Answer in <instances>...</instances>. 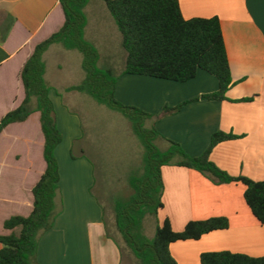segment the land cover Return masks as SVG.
Wrapping results in <instances>:
<instances>
[{
    "label": "crops",
    "instance_id": "0c3cea01",
    "mask_svg": "<svg viewBox=\"0 0 264 264\" xmlns=\"http://www.w3.org/2000/svg\"><path fill=\"white\" fill-rule=\"evenodd\" d=\"M179 1L187 19L220 18L234 85L227 92L228 100L188 102L179 111L158 118L155 127L192 157L207 150L215 132L240 135L216 145L211 160L234 176L264 180V0ZM89 5L86 9L94 12L96 7ZM64 22L59 0H0V120L25 98L21 71L35 46ZM218 86L217 78L204 70L187 82L123 74L115 96L126 105L159 115L166 106L177 107L217 91ZM248 97L253 99L234 101ZM33 116L39 129L35 113L0 134V234L12 232L3 225L6 219L31 213L32 188L46 168V163L43 167L31 158L30 134H22ZM38 144L43 152L44 137ZM86 154L81 147L74 160L83 161L82 167L91 175L93 165ZM162 176L164 207L158 212L159 223L169 219L174 230L181 231L190 220L225 216L230 222L229 228L198 240L172 243L178 264H201V254L209 251L264 256V225L248 206L242 183L215 184L198 170L177 165L163 166ZM61 181L62 176L60 185ZM77 183L74 177L71 194L63 200L53 227L39 239L37 264H133V253L124 250L116 236L108 235L106 212L91 192L93 183L86 185V195L80 194Z\"/></svg>",
    "mask_w": 264,
    "mask_h": 264
},
{
    "label": "trees",
    "instance_id": "16d2710c",
    "mask_svg": "<svg viewBox=\"0 0 264 264\" xmlns=\"http://www.w3.org/2000/svg\"><path fill=\"white\" fill-rule=\"evenodd\" d=\"M59 1L65 22L59 30L35 46L21 71L25 98L19 107L9 111L0 120L1 134L10 124L24 122L32 114L38 113L46 163L44 173L32 188L34 200L31 213L28 216L13 215L4 221V227L12 232L0 234V264H37L39 239L53 227L60 212L57 198L61 175L56 149L63 141V135L50 97L52 87L46 78V63L43 59L44 53L56 43L84 54L86 78L83 83L72 85L68 90L87 92L99 103L122 112L132 121L134 131L146 147L144 173L130 178L132 192L126 199L114 204L116 227L139 264H178L171 252L172 243L198 240L205 234L230 226L228 217L215 216L190 220L183 230L176 231L170 220L165 219L163 223L157 221L153 239L143 235L140 232L143 218L147 214L157 216L164 207L162 167L166 165L196 169L215 184L242 183L248 206L264 225V180L234 176L211 160L216 145L240 138V135L215 132L207 150L200 156L192 157L181 144L163 136L155 125H145L147 120H157L164 114L175 113L191 101L203 98L228 100L227 92L234 85V80L220 18L187 19L179 0H104L122 34V46L126 51L123 69L115 72L113 68L98 65V48L86 37V7L90 0ZM199 70L217 78L218 90L177 107L166 106L159 115L123 104L115 96L117 81L123 74L187 82L195 78ZM252 99L248 97L234 101ZM158 139L166 140L169 146L162 150L157 144ZM16 229L19 231L15 232ZM201 264H264V256L255 257L229 250L209 251L201 254Z\"/></svg>",
    "mask_w": 264,
    "mask_h": 264
},
{
    "label": "rangeland",
    "instance_id": "374dc122",
    "mask_svg": "<svg viewBox=\"0 0 264 264\" xmlns=\"http://www.w3.org/2000/svg\"><path fill=\"white\" fill-rule=\"evenodd\" d=\"M89 2V7L95 6L96 10L90 13L86 9L89 24L86 37L98 48V65L119 72L124 67L126 55L122 46V34L104 0ZM43 59L46 63L47 81L52 87L50 97L63 135V141L56 149L62 176L57 204L62 207L63 200L71 194L69 187L74 177L80 182L76 184V188L81 195H86V185L93 183L91 192L105 209L109 232L116 236L124 250L132 253L116 227L114 204L120 199H126L132 192L130 178L144 173L146 147L134 131L132 121L122 112L99 103L87 92L68 90V87L81 84L86 78L84 54L81 51L66 49L61 43H56L44 53ZM36 121L37 116H33L27 125L29 127H22V134H30L33 142L31 158L44 167L43 152L38 144L43 139V134L40 127L37 129L34 124ZM154 122L156 120L149 119L145 125L152 127ZM37 125L39 126L38 121ZM157 144L162 150L169 146L162 139H158ZM81 147L86 150V159L90 158L92 161L91 175L82 167L83 161L74 160ZM157 221L158 215L147 214L140 224V232L148 239H153ZM132 263L139 264L135 258Z\"/></svg>",
    "mask_w": 264,
    "mask_h": 264
}]
</instances>
